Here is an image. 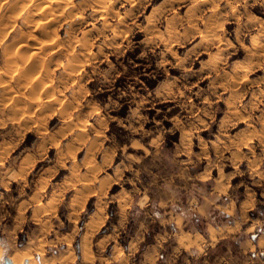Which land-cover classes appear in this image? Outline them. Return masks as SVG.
Returning a JSON list of instances; mask_svg holds the SVG:
<instances>
[{"label":"rangeland","instance_id":"rangeland-1","mask_svg":"<svg viewBox=\"0 0 264 264\" xmlns=\"http://www.w3.org/2000/svg\"><path fill=\"white\" fill-rule=\"evenodd\" d=\"M52 1L0 0V264H264V0Z\"/></svg>","mask_w":264,"mask_h":264},{"label":"bare ground","instance_id":"bare-ground-1","mask_svg":"<svg viewBox=\"0 0 264 264\" xmlns=\"http://www.w3.org/2000/svg\"><path fill=\"white\" fill-rule=\"evenodd\" d=\"M54 1V0H53ZM53 1L52 2H50V4H48L51 8H52V5H53ZM99 2H100V0H98ZM18 3H19V1H17ZM37 2V1H36ZM35 2V3H36ZM45 2V1H44ZM62 2H64V0H60V2H57V4L58 3H60L59 5H61V3ZM70 2V1H69ZM99 2H98V4H99ZM32 3H33V1H32ZM47 3V2H46ZM101 3V2H100ZM103 3V2H102ZM106 3V2H105ZM27 4V3H26ZM52 4V5H51ZM97 4V3H96ZM17 5V4H16ZM31 5V4H30ZM38 5V4H37ZM102 6H103V4H101ZM105 5V4H104ZM39 6V5H38ZM44 6V5H43ZM62 6V5H61ZM101 6V7H102ZM7 7V6H6ZM46 7V6H45ZM44 7V8H45ZM63 7H65V6H63ZM12 8V7H11ZM14 8V7H13ZM103 8V7H102ZM9 9V8H8ZM23 9V8H22ZM30 9H33V8H29V10ZM34 9H36V8H34ZM43 9V8H42ZM53 9V8H52ZM98 9H100L99 7H98ZM98 9L96 8V12H98ZM104 9V8H103ZM18 10V9H17ZM21 10V9H20ZM46 10V9H45ZM106 10V9H105ZM42 11V10H41ZM103 11V10H102ZM10 12V11H9ZM11 12H13V11H11ZM30 12V11H29ZM99 12H101V11H99ZM39 13V12H38ZM45 13H46V11H45ZM103 13V12H102ZM101 13V14H102ZM12 14H14V12L12 13ZM29 14V13H28ZM39 15V14H38ZM41 15V14H40ZM58 15H60V14H58ZM57 15V16H58ZM62 15V14H61ZM28 16V15H27ZM30 16V15H29ZM49 18V17H48ZM50 19V18H49ZM55 19V18H54ZM54 22V21H53ZM38 23V22H37ZM49 23V22H48ZM38 26V25H37ZM49 26V25H48ZM47 26V27H48ZM44 27V26H43ZM40 28V27H39ZM50 29H51V27H50ZM43 30V29H42ZM49 33V32H48ZM45 35H46V33H45ZM51 40V39H50ZM204 40V39H203ZM49 40H47L46 42H48ZM52 41H53V39H52ZM51 42V41H50ZM49 42V43H50ZM209 42V41H208ZM257 42V41H256ZM205 43H206V41H205ZM258 43V42H257ZM260 44V43H259ZM254 45V44H253ZM51 46H53V45H51ZM260 46V45H259ZM35 47H36V45H35ZM42 47V46H41ZM49 47V46H48ZM258 47V46H257ZM261 47V46H260ZM45 48V47H44ZM51 48H53V47H51ZM38 49V48H37ZM256 49V48H255ZM43 50V49H42ZM41 50V51H42ZM53 50V49H52ZM257 50V49H256ZM261 51V50H260ZM56 52V51H55ZM38 55V54H37ZM86 56V55H85ZM241 64V63H240ZM243 64V63H242ZM241 66V65H240ZM250 67V66H249ZM247 69V67H245V66H241L240 67V69H239V71L240 70H242V71H245ZM249 70V69H248ZM244 74H245V72H244ZM247 78V77H246ZM221 141V140H220ZM4 197H5V195L4 194H0V200H3L4 199ZM73 206H75V204L73 205ZM72 206V207H73ZM71 207V208H72ZM75 208V207H74ZM74 211V210H73ZM258 225V224H257ZM87 236V235H86ZM89 237V236H88ZM86 240H87V237L85 238ZM88 241V240H87ZM37 251V252H39V253H43V248L40 246V247H37V246H34V245H29V247L28 248H26L25 250H22V251H18V252H16V253H14L13 255H11V257H10V262H11V264H21L22 262H23V260L25 259V258H33V255H32V252L33 251ZM0 252H1V249H0ZM91 252H90V250L89 249H85L84 250V252H83V258H85V259H89L90 258V254ZM74 252L73 251H70V253L68 254V255H63V256H60V257H52V258H43L42 259V262H41V264H54L55 262H57V261H59L60 263H62V264H65V263H67V262H69V261H73V259H74ZM91 260V259H90ZM90 260H89V262H90ZM29 264H38L35 260L34 261H31Z\"/></svg>","mask_w":264,"mask_h":264},{"label":"crops","instance_id":"crops-1","mask_svg":"<svg viewBox=\"0 0 264 264\" xmlns=\"http://www.w3.org/2000/svg\"><path fill=\"white\" fill-rule=\"evenodd\" d=\"M182 218L185 221L186 217L183 216ZM214 232H218V229H216L214 227H212V229L211 228L209 229V235L212 236L213 238H218V233L214 234ZM190 239L191 240L189 241V244L192 246L193 249H196L197 256H200L201 252L199 251L198 246H193L196 243V241H198L199 238L191 236ZM235 258L236 257L234 256V253L229 250V251H226V253H224L223 255L217 257L216 264H234L235 263ZM185 263L186 264H191L190 260L186 261ZM205 264H212V263H209L208 261H205Z\"/></svg>","mask_w":264,"mask_h":264},{"label":"water","instance_id":"water-1","mask_svg":"<svg viewBox=\"0 0 264 264\" xmlns=\"http://www.w3.org/2000/svg\"><path fill=\"white\" fill-rule=\"evenodd\" d=\"M5 264H11L10 260L9 259H6Z\"/></svg>","mask_w":264,"mask_h":264}]
</instances>
